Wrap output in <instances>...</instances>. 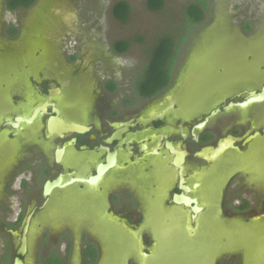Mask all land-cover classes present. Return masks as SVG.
Segmentation results:
<instances>
[{
	"label": "rangeland",
	"instance_id": "374dc122",
	"mask_svg": "<svg viewBox=\"0 0 264 264\" xmlns=\"http://www.w3.org/2000/svg\"><path fill=\"white\" fill-rule=\"evenodd\" d=\"M16 1L26 3V0H0L1 182L6 177V162L14 165L23 146L38 140L31 137L33 133L43 144L39 134L45 119L24 127L25 132L10 141L6 130L16 134L17 131L3 127L4 121L30 111L32 103L39 99L35 85L44 80L61 85V95L51 98L64 117L85 120L84 113L77 116L76 113L84 111L86 91L95 88L93 81L99 73L102 75L103 68L116 70L123 65V72L136 81L142 78L157 42L167 37L174 40L176 47L173 63L176 61L177 73L172 96L184 118L191 116L187 103L211 104L224 94L238 93L264 79V0H164L158 12L148 9V0H35L27 9L9 10ZM120 2L130 6L125 23L113 17V8ZM192 5L206 9L201 24H191L186 15ZM119 42L129 44L126 52L115 49ZM109 59H113L111 63ZM254 108H250L245 118H251L248 115L255 112ZM42 150L50 155L48 145H43ZM211 156L212 163L196 168L199 175L194 173L196 170L190 175L202 185L199 196L205 207H218V201L213 205L212 197L220 198L228 180L226 193L231 198L243 185L242 175L247 177V186H253L251 194L244 192L243 196L260 197V193L264 196V137L251 138L249 147L241 153ZM89 160L86 154L78 159L68 154L66 166L75 167L77 176L82 178L92 166ZM167 175L172 183L171 174ZM157 177H149L157 187L149 197L152 211L147 224L156 231L161 250L157 245L147 261L158 264L217 261L227 253L232 254L237 241L248 247V259L254 263L264 261V218L246 222L204 217L191 229L185 225L182 214L173 213L158 200L164 194L161 189L166 181L161 179L159 184ZM112 178L100 192L68 187L72 181L65 183L51 205L33 221L25 264H39L37 258L42 253L44 257L56 255L49 263L55 264L52 261H57V252L71 259V264H81L80 255L87 242H92L96 250L99 248V264H123L135 257L139 261V235L134 236L124 223L105 212L106 196L114 185ZM47 227L50 234H41ZM187 228L194 231V236L187 233Z\"/></svg>",
	"mask_w": 264,
	"mask_h": 264
},
{
	"label": "flooded vegetation",
	"instance_id": "af4514ba",
	"mask_svg": "<svg viewBox=\"0 0 264 264\" xmlns=\"http://www.w3.org/2000/svg\"><path fill=\"white\" fill-rule=\"evenodd\" d=\"M111 57L113 56L109 58ZM112 60L109 59V63ZM175 65L176 61L173 63L168 85L152 96H145L136 90L135 84L140 78L134 81V77L127 76L123 72V65H118L116 70L101 66L102 75L99 73L100 76L98 74L96 81L94 79L92 84L95 88L91 90L89 87L86 91L88 99L84 103V111L76 113V116L84 113L85 120L69 119L61 114L59 107L54 103L55 99L51 98V96L61 95V85H53L50 80H44L35 85L39 99L32 103L30 111L26 115H15L11 120L4 121L6 128L3 127V129L17 131L16 134L6 130V137L10 141L22 135L25 128L30 126L23 120L18 121L19 119L30 118L36 110H39V113L32 125L45 119L44 125L41 123L39 134L43 144L33 133L31 137L38 140L32 145L23 146L22 155L18 156L14 165L9 166L11 163L6 162L4 166L6 177L3 182L0 181V186L2 185L0 264H15L17 257L21 258L25 264L34 219L51 205L56 193L63 189L60 187L52 194L44 195L46 183L57 179L62 180V185L72 181L68 187L100 192L103 184L113 177L114 185L106 196L105 212L111 218L124 223L129 231L134 236L138 234L141 240L140 260L136 261L135 257L132 261L129 258L123 264H158L147 261L153 256V249H157V245L161 250L155 238L156 231L147 224L152 211L149 197L153 195L157 187L155 182L149 179L153 175L159 176L157 177L159 184L161 179L165 178L164 181H166L161 189H164L162 191L164 194L160 195L158 200H162L164 207L171 209L173 213L182 214L185 225H189L191 229L196 228V224L204 217L210 220L242 219L246 222L257 217L264 218L263 194L260 193L261 200L259 195L252 198L242 195L244 192L251 194L253 191V186H247L245 182L246 175H242L243 185L234 191L231 198L226 193L229 180L220 198L211 196L214 206L218 201L216 204L218 207L214 209L205 207L199 196L202 185L190 178L197 167L213 162L212 154L241 153L250 145L248 137L255 135L256 132L260 133V137H264L262 109L264 100L253 103L248 108L225 109L231 102L245 101L252 91L262 92L264 79L256 86H246V90L244 87L238 93L224 94V97L211 104L200 101L187 103L191 116L184 118L172 96L177 73ZM91 103L92 107H89ZM44 107L46 113L42 112ZM250 108H254L255 112H251L248 115L251 118L248 119L245 118V114L250 111ZM55 109L59 111V114L54 111ZM218 109L216 115L210 117L212 112ZM235 111L239 112L238 115L233 113ZM57 116L67 124L80 125L86 130L68 132L63 136H52L48 132L49 119ZM207 117L210 119L206 124L198 128ZM260 118L263 119L262 122L255 125V121ZM15 124L18 127H14ZM247 125H249L248 128H246ZM43 145L49 146V156L42 150ZM208 147H213V150L205 151L201 155L202 150ZM183 153L186 155L182 156ZM68 154L74 159H78L83 154L88 155L92 166L86 176L79 178L75 167L66 166ZM191 165L193 166L190 167ZM199 172L196 170L194 173L199 175ZM167 174H171L172 183L168 181L170 177ZM80 180H86V182L83 183ZM168 183H171L170 187ZM176 195L182 196L188 203L177 204ZM29 216H31L27 235L29 246L26 255L19 256L23 228ZM191 229L187 228L186 231L190 236H194V231ZM42 230L41 234L48 232V235L50 234L48 227ZM13 232H17L18 235H14ZM43 240H46V235ZM236 248L232 254L227 253L217 261H199L189 264H264V261L254 263L253 260L248 259V247L242 246L238 241ZM97 250L92 242H87L80 255L81 264H99L101 252L99 248ZM56 254L57 261L52 262L71 264V259L62 257L58 252ZM95 257L96 261H93ZM53 259H56V255L50 254L44 257L42 253L39 254L37 261L39 264H49ZM170 264L186 263L171 262Z\"/></svg>",
	"mask_w": 264,
	"mask_h": 264
},
{
	"label": "trees",
	"instance_id": "16d2710c",
	"mask_svg": "<svg viewBox=\"0 0 264 264\" xmlns=\"http://www.w3.org/2000/svg\"><path fill=\"white\" fill-rule=\"evenodd\" d=\"M17 2V1H16ZM35 0H26V3H14L11 11H16L30 7ZM148 9L153 12L160 11L164 6V0H148ZM26 8V9H27ZM130 15V6L126 2L117 3L113 8V17L117 21L125 23L128 21ZM191 24H201L206 15L205 7L199 5H192L186 13ZM129 44L127 42H119L115 45V49L120 53L128 50ZM176 56V47L174 40L170 38H163L154 47L152 54L149 56L147 65L144 67L145 71L142 78L136 82V90L145 96H152L163 88H165L170 80L173 62ZM94 258L93 261L95 260Z\"/></svg>",
	"mask_w": 264,
	"mask_h": 264
},
{
	"label": "water",
	"instance_id": "95a60500",
	"mask_svg": "<svg viewBox=\"0 0 264 264\" xmlns=\"http://www.w3.org/2000/svg\"><path fill=\"white\" fill-rule=\"evenodd\" d=\"M263 100H264V87L262 89V92L257 93L256 91H252V92L249 93V97L245 101H242V102H231L225 107V109L226 110H230V109H233V108H236V107H238V108H248L253 103L261 102ZM45 111H46L45 107L42 108V112L46 113ZM54 111L57 112V114H59V111L57 109H55ZM218 111H219V109L214 111V112H212L210 117L215 116ZM38 113H39V110H36L33 113V115H31L30 118L19 119L18 121L23 120L27 124H32L34 122V120L37 119ZM58 117L59 116L51 117L49 119L48 132L52 136H54V135L55 136L56 135L57 136H63L65 133H68V132H84L86 130L85 127H82L80 125L67 124L64 120H61ZM210 117H207L206 121L201 123L198 126V128H202L206 124V122L210 119ZM14 127H18V126L15 124ZM254 136L255 137H260V133L256 132L255 135H251L250 137H248V141H251V138H253ZM212 150H213V147L204 148L200 154L203 155V153L205 151H212ZM185 155H186V153L182 154V156H185ZM57 160H58V162L60 161L59 152H58ZM80 181L83 182V183L86 182V180H80ZM62 186L63 185H62V180L61 179H57V180L52 181V182L48 181L46 183V185H45L44 195L48 196V195L52 194L53 191H55L56 189H58V188H60ZM175 202L177 204L188 203L187 200H184L182 198V196H179V195L175 196ZM116 220L118 221V219H116ZM30 221H31V216H29L27 218L25 226L23 228L21 246H20V249L18 250V255L19 256L26 255L27 250H28L29 243H28L27 235H28V232H29ZM13 234L14 235H18L17 232H13ZM144 256L148 257V255H146V254H144ZM16 264H24V262L22 261L21 258L17 257L16 258Z\"/></svg>",
	"mask_w": 264,
	"mask_h": 264
}]
</instances>
